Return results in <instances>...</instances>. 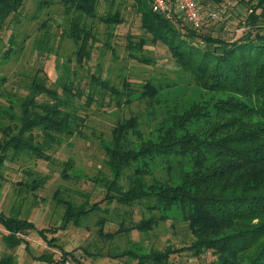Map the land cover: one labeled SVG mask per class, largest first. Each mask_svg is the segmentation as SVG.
<instances>
[{"label":"trees","instance_id":"1","mask_svg":"<svg viewBox=\"0 0 264 264\" xmlns=\"http://www.w3.org/2000/svg\"><path fill=\"white\" fill-rule=\"evenodd\" d=\"M24 1L0 0V42ZM59 1L64 13L71 16L62 36L76 45V64L83 68L92 58L97 40L86 19L97 18L113 31L124 17L120 7L113 10L116 0H108L110 9L99 15L101 0ZM236 1L233 12L238 18L245 15L238 26L242 23L244 30L239 37L228 38L224 32L225 28L229 30L226 15L233 9L225 0H198L202 13L226 5L222 21L207 17L200 27L178 13L168 18L154 11L152 0H132L144 34L152 43L163 44L183 70L179 81L146 80L133 88L125 77L121 87H116L89 71L87 89L82 90L80 75L75 71L74 80L61 84L63 98L46 85V75L39 76L43 70L40 68L32 82L33 92L20 101V114L10 112L12 105L7 110L0 108L1 117L20 123L19 131L12 135V125L0 122V181L10 150H26L48 160L45 150L52 143L81 134L85 118L71 106L72 97L85 94L86 106L94 102L103 105L105 96L109 97L108 105L115 101L118 107L138 100L148 109L142 120L138 115L118 119L103 144L112 179L106 182L101 201L77 205L61 197L57 189L54 198L64 205L62 221L42 227L22 217L21 207L9 214L0 210V237L8 249L28 245L30 233L36 232L46 249L34 255L35 260L83 264L81 256L90 253L85 249H81L82 255L76 249L68 250L56 233L66 231L71 224L79 225L91 212L101 209V202L116 201L126 206L143 204L147 214L128 225L121 222L111 232H105L107 220L101 218V237L113 239L130 231L148 233L168 219L185 222L191 232L190 242L183 246L147 249L142 242H133V247L113 255L116 259L129 257L135 264H176L172 262L174 256L189 251L194 256L211 258L213 264H264V0ZM53 2L40 1L44 6ZM240 9H245L246 14ZM132 37L126 44L129 50L136 51L132 56L150 64L151 59L137 55L147 39L134 41ZM46 41L47 36L40 41L44 54L52 51L45 49ZM38 93L46 94L50 100L35 102ZM35 128L40 135L33 134ZM63 163V175L69 177L67 170L73 167V161ZM160 167L164 170L162 177L154 174ZM123 177L127 178L126 188L121 183ZM43 183L35 178L30 189ZM55 250L59 256H55ZM11 253L1 257L0 264H21Z\"/></svg>","mask_w":264,"mask_h":264},{"label":"rangeland","instance_id":"2","mask_svg":"<svg viewBox=\"0 0 264 264\" xmlns=\"http://www.w3.org/2000/svg\"><path fill=\"white\" fill-rule=\"evenodd\" d=\"M41 0H25L23 8L17 13L7 30L1 35L0 42V108L7 110L12 105V112L19 115L21 112L20 101L33 92L32 82L40 70L39 76H47L46 85L56 89L63 98L61 84L70 79H75L73 72L80 75L81 89L86 90L89 82V71L103 79L109 80L110 85L121 87L123 78L132 82L133 88L146 80L166 82L182 78L184 72L171 58L167 48L161 43H152L149 36L145 35L140 28L139 15L132 8V0H116L113 10L120 7L124 17L122 24L116 25L112 31L106 24L97 18L86 21L95 30L97 40L94 44L92 58L80 68L76 64V45L62 31L67 28L69 19L63 11L59 0H54L50 5L44 6ZM230 9L226 15L229 20L226 37H239L244 30V25L238 27L240 21L234 11L236 0H225ZM110 9L108 0H101L98 6V15L106 14ZM246 14L245 9H240ZM75 15V14H74ZM225 19V21H226ZM111 36L108 37V34ZM47 54L42 53L40 41L44 38ZM134 36V37H132ZM128 37L134 41L145 37L147 43L137 55H145L152 60L150 64L141 63L132 56L127 47ZM111 45V46H108ZM46 51V50H45ZM69 70L67 74L66 69ZM77 80L75 81V84ZM189 93V92H188ZM35 102L41 103L50 98L44 93L35 95ZM103 105L97 102L86 106V95L81 98H70L71 106L75 107L77 114L84 119L80 126L81 134H75L62 143H52L45 150L50 159H42L35 154L23 150L14 152L10 150L2 168V180L0 181V210L9 214L12 209L19 207L21 216L36 222L38 227L58 225L62 221L64 205L54 198L57 189L61 197L69 198L77 205L84 202L92 204L101 201L104 197L107 184L112 179V174L107 166L106 153L103 144L109 139L110 131L118 119L129 118L132 115L140 116L141 120L147 116V107L143 102L134 100L125 102L121 107L115 105V101L107 104L109 97L105 96ZM7 116V115H6ZM149 116V115H148ZM0 122H8L16 134L20 129V123L0 116ZM2 124V123H0ZM147 130V126L143 124ZM28 134V133H27ZM33 134H39L35 128ZM2 131L0 129V137ZM73 161V167L67 170L70 175H63L66 160ZM162 167L155 170L154 174L159 177L164 175ZM163 173V174H162ZM79 176V177H76ZM42 179L44 183L36 189H30L33 179ZM124 178L121 183L126 188ZM36 194V195H35ZM35 196V197H34ZM22 202V203H20ZM101 209L91 212L79 225L71 224L66 231H59L55 236L68 250L76 249L77 253L83 254L85 249L90 256L83 254V264H135L132 258L116 259L127 248L133 247V242H142L147 249H163L167 245L180 247L190 242L191 232L187 225L178 219H168L160 222L152 231L124 232L113 239L101 237L98 233L101 225L99 219L105 218V232L114 231L121 222L126 225L130 222L139 221L147 214L143 204L126 206L114 202H101ZM175 213V211H173ZM30 243L22 244L14 250L6 247L0 237V258L13 254L17 262L21 264H39L34 255L45 251L46 247L36 232L29 235ZM55 256L59 252L55 250ZM172 262L176 264H213L211 258L206 256H194L185 251L175 255Z\"/></svg>","mask_w":264,"mask_h":264},{"label":"built area","instance_id":"3","mask_svg":"<svg viewBox=\"0 0 264 264\" xmlns=\"http://www.w3.org/2000/svg\"><path fill=\"white\" fill-rule=\"evenodd\" d=\"M152 8L168 18H173L175 13H178L193 26L200 27L207 17L222 21L225 18L223 11L226 5L202 13L198 0H152Z\"/></svg>","mask_w":264,"mask_h":264},{"label":"crops","instance_id":"4","mask_svg":"<svg viewBox=\"0 0 264 264\" xmlns=\"http://www.w3.org/2000/svg\"><path fill=\"white\" fill-rule=\"evenodd\" d=\"M39 255V254H38ZM35 261H38V260H35ZM39 264H50V263H44V262H41V261H38Z\"/></svg>","mask_w":264,"mask_h":264}]
</instances>
